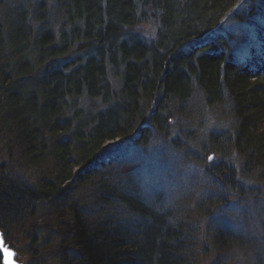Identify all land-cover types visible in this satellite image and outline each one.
Returning <instances> with one entry per match:
<instances>
[{
    "label": "trees",
    "instance_id": "1",
    "mask_svg": "<svg viewBox=\"0 0 264 264\" xmlns=\"http://www.w3.org/2000/svg\"><path fill=\"white\" fill-rule=\"evenodd\" d=\"M240 1L0 0V134L11 138V159L16 149L23 165L45 174L31 185L1 159L0 217L53 224L62 264H197L210 250L223 257L245 244L217 225L211 244L201 241L187 209L162 205L128 181L130 170L99 167L107 142L145 145L178 112L189 119L179 129L196 136L212 118L229 125L208 132L209 151L225 159L208 167L212 177L244 191L245 176L235 180L229 163L234 152L264 183V29L254 36L262 51L250 43L236 56L240 35L218 31L229 14L249 23L233 11ZM150 22L152 37L141 31ZM82 182L95 187V212L94 200L92 211L80 200L58 204ZM209 197L189 207L193 214L210 216L224 203ZM50 201L56 207L38 214Z\"/></svg>",
    "mask_w": 264,
    "mask_h": 264
},
{
    "label": "rangeland",
    "instance_id": "2",
    "mask_svg": "<svg viewBox=\"0 0 264 264\" xmlns=\"http://www.w3.org/2000/svg\"><path fill=\"white\" fill-rule=\"evenodd\" d=\"M21 2L23 5H29L31 0H18L17 4ZM52 4L49 0V5ZM9 5L13 6V2ZM48 10L46 7L47 12ZM238 10L242 11L240 12L242 17L244 16L249 23L235 21L232 14H229L221 20L218 31H235L240 35L239 40L247 41L248 44L252 43L261 50L262 47L258 45L259 41L255 40L254 36L257 26H262L264 29L262 16L264 0H241L233 9V11ZM1 15L0 13V18ZM141 31L152 37L157 32V25L155 22L142 24ZM198 105L202 106V102L198 101ZM173 114L176 116L168 121V127L166 126L161 132L154 128L150 136L151 139L145 145L135 142L122 144L119 142L121 138L107 142L103 146V149L108 148L103 154L105 161L103 171L105 174L110 170L122 175L125 170H130L131 177L129 176V179L126 177L128 181H136V179L140 181L143 188L149 191L162 205L174 208L180 213L187 209L189 219L197 220L199 224L198 238H201L200 240L205 243H210V234L216 225L233 232L237 231L244 236L245 244L237 243L226 251L223 257L210 250L211 253H206L196 262L197 264L216 261V264H264V189H262L264 183H260L254 176L244 173L243 159L234 152L228 156L229 163L235 168L232 167L235 171L233 176L235 180L239 177L240 181L245 176L242 180L244 191H240L239 182V188L235 185L232 186L234 189L228 188L219 179L212 177L213 175L208 171L211 170L208 168L209 166L225 160L223 152L209 151L211 148L206 145L208 132L212 129L221 132L224 127L229 125L212 118L208 121L207 127L202 128L199 135L196 136L191 131L185 132L179 129L180 124L187 129L189 119L182 113L173 112ZM10 139L6 134H0V160H5V165L12 175H18L29 184L36 185L45 175L43 169L39 166L26 167L23 165L16 149L13 150L14 156L11 159L9 144L12 143ZM229 182L231 183V181ZM91 185V183L82 182L77 184L78 188L75 191L78 200L82 205L88 206L90 211L95 207V187ZM141 185L139 184V186ZM75 193L71 191L70 194L76 196ZM209 196L217 197L218 202L224 203L214 209L210 216L193 214L189 207L192 204L196 205L198 201L208 200ZM59 202L58 200V204ZM55 205L54 201L40 203L37 206V213L50 211L52 207H56ZM97 206L94 212L98 210L99 204ZM1 217L0 220L5 225L0 223V228L4 231L5 240L14 247L19 261L26 264H62L63 253L59 252L57 245L62 239L56 230L51 228L54 226L53 224L49 227L45 225V227H34L32 222L15 225ZM179 220L181 221V219ZM208 256H210V260H206ZM1 257L2 253L0 252V261Z\"/></svg>",
    "mask_w": 264,
    "mask_h": 264
},
{
    "label": "water",
    "instance_id": "3",
    "mask_svg": "<svg viewBox=\"0 0 264 264\" xmlns=\"http://www.w3.org/2000/svg\"><path fill=\"white\" fill-rule=\"evenodd\" d=\"M0 252L2 253V264H25L16 259V252L10 244L5 241L2 230H0Z\"/></svg>",
    "mask_w": 264,
    "mask_h": 264
},
{
    "label": "bare ground",
    "instance_id": "4",
    "mask_svg": "<svg viewBox=\"0 0 264 264\" xmlns=\"http://www.w3.org/2000/svg\"><path fill=\"white\" fill-rule=\"evenodd\" d=\"M247 41H242V40H240L239 41V44L237 45V47H236V52L235 51H233V53H232V55H235L236 56V54H239L240 53V51H244V50H246V48H248L249 46H250V43L248 44V43H246ZM258 45H260L261 47H263L262 45H261V43L260 42H258ZM257 48H258V46H257ZM218 50H221V51H224L225 52V50L223 49V48H221V47H218L217 48ZM213 51V50H212ZM210 52V53H213V52ZM223 52V53H224ZM103 163H104V161H103ZM99 167L100 168H103V164L101 163L100 165H99ZM76 194V193H75ZM59 200H60V202L62 203V204H64V203H67V202H77L78 201V198H77V194H76V196L74 195V194H71L70 196H66V198L65 197H63V196H61V198H59Z\"/></svg>",
    "mask_w": 264,
    "mask_h": 264
},
{
    "label": "snow or ice",
    "instance_id": "5",
    "mask_svg": "<svg viewBox=\"0 0 264 264\" xmlns=\"http://www.w3.org/2000/svg\"><path fill=\"white\" fill-rule=\"evenodd\" d=\"M209 159H211V157H209ZM11 255V254H10Z\"/></svg>",
    "mask_w": 264,
    "mask_h": 264
}]
</instances>
